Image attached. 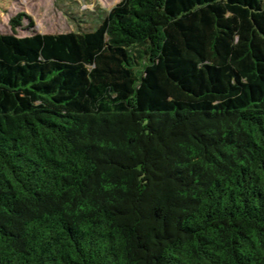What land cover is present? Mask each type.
I'll list each match as a JSON object with an SVG mask.
<instances>
[{
    "label": "trees",
    "instance_id": "trees-1",
    "mask_svg": "<svg viewBox=\"0 0 264 264\" xmlns=\"http://www.w3.org/2000/svg\"><path fill=\"white\" fill-rule=\"evenodd\" d=\"M0 31V264H264V0H120Z\"/></svg>",
    "mask_w": 264,
    "mask_h": 264
},
{
    "label": "rangeland",
    "instance_id": "rangeland-1",
    "mask_svg": "<svg viewBox=\"0 0 264 264\" xmlns=\"http://www.w3.org/2000/svg\"><path fill=\"white\" fill-rule=\"evenodd\" d=\"M120 0H0V31L13 33L10 20L28 14L17 28L19 36L33 32L63 33L89 28L101 12L110 11Z\"/></svg>",
    "mask_w": 264,
    "mask_h": 264
}]
</instances>
